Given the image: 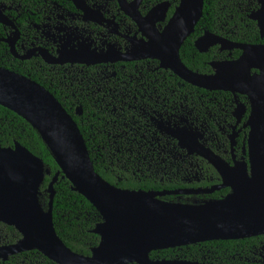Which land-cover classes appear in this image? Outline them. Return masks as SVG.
I'll list each match as a JSON object with an SVG mask.
<instances>
[{"label": "flooded vegetation", "instance_id": "obj_1", "mask_svg": "<svg viewBox=\"0 0 264 264\" xmlns=\"http://www.w3.org/2000/svg\"><path fill=\"white\" fill-rule=\"evenodd\" d=\"M250 1L257 3L252 13L261 8L258 0ZM181 4L182 0H0V68L36 82L79 117L107 115L108 135L109 126L118 125L120 176L125 178L133 168L125 152L131 146L130 155L137 153L135 161H143L132 175L146 177L151 192H181L161 198L201 204L231 192L220 188L222 176L209 158L229 167L249 164L251 107L245 96L190 89L162 67L158 50ZM200 20L186 39L193 38L197 50V43L210 33L196 29ZM215 48L220 59L212 62L233 58L234 50L221 51L219 45L206 52ZM180 59L199 73L198 64L190 68L183 62L181 50ZM108 114H116V119ZM186 138L194 148L184 146ZM8 233L0 225V248L12 245L4 244ZM228 241L237 242L225 250L204 246L191 260H170L264 264V235Z\"/></svg>", "mask_w": 264, "mask_h": 264}, {"label": "water", "instance_id": "obj_2", "mask_svg": "<svg viewBox=\"0 0 264 264\" xmlns=\"http://www.w3.org/2000/svg\"><path fill=\"white\" fill-rule=\"evenodd\" d=\"M258 1L261 8L250 18L257 22L264 39V0ZM204 3L182 0L164 33L157 59L192 86L248 99L249 164L229 167L209 158L222 176L220 188H230V194L221 200L180 204L160 198L181 192L131 191L111 185L96 172L79 126L62 104L36 82L0 68V106L37 130L60 169L47 189L50 202L45 210L40 189L50 171L19 143L13 148L0 144V223L14 227L21 235L17 243L0 248L3 262L16 254L38 251L56 264H197L152 260L150 255L264 235V44H237L207 33L196 45L200 52L219 45L221 51L240 50L242 55L212 62L213 73L209 75L189 70L180 59V50L202 18ZM184 142L187 149L194 148L190 139ZM61 173L72 190L85 197L102 217L93 231L101 241L89 257L72 252L54 227L55 184Z\"/></svg>", "mask_w": 264, "mask_h": 264}, {"label": "trees", "instance_id": "obj_3", "mask_svg": "<svg viewBox=\"0 0 264 264\" xmlns=\"http://www.w3.org/2000/svg\"><path fill=\"white\" fill-rule=\"evenodd\" d=\"M256 1L250 0H205L203 16L200 20L197 30L209 31L210 33L237 44L260 45L264 44L257 22L250 16L256 9ZM218 55L217 58L215 56ZM242 55L239 50L233 51V58L238 59ZM181 58L187 62L191 68L198 64L199 74L209 75L212 72L210 63L213 60L220 59L218 49L215 48L204 54L194 46V39L189 38L181 48ZM199 59V60H198ZM222 59H227L225 55ZM190 89L197 90V87L187 85ZM59 102L60 99L56 98ZM62 104V102H60ZM62 106L69 115L76 121L79 129L86 141L92 162L96 172L111 185L131 191H151L149 184L146 185L145 178L137 173L132 175L133 168L142 161L141 158L135 161V156L130 155L131 146L126 147L127 158H130V166L133 167L125 178L120 176L117 166L116 156L122 151V146L117 138L118 125L109 126L110 134L106 129V119L104 113L91 114L85 113L79 117L73 113L69 107ZM110 115V114H108ZM110 119H116V114H111ZM114 127V129L112 128ZM116 126V127H115ZM0 143L3 147H14L19 143L33 155L40 158L50 174H46L44 183L41 186L40 202L45 210L49 208V194L47 189L53 180V177L60 171L50 149L41 138L33 126L21 116L0 106ZM143 162V161H142ZM141 164V162H140ZM141 168V167H140ZM145 168V166L143 167ZM136 170V169H135ZM151 185V184H150ZM173 197L161 198L162 200L174 203H181ZM53 222L56 232L63 243L74 253L89 257L94 248L100 244V237L93 233L98 224L102 222V217L97 209L82 195L72 190L71 183L64 178L61 173L58 182L55 184V198L53 205ZM8 230V234L3 239L4 244H15L21 239L20 233L11 226L0 223ZM245 240L244 242H246ZM237 241H216L201 243L186 247L166 249L152 252V260H170L176 256L180 259L191 260V257L199 256L200 252L210 247L213 250L228 249L233 247ZM226 247L220 248L219 247ZM0 264H56L38 251L24 252L10 256L8 261Z\"/></svg>", "mask_w": 264, "mask_h": 264}]
</instances>
